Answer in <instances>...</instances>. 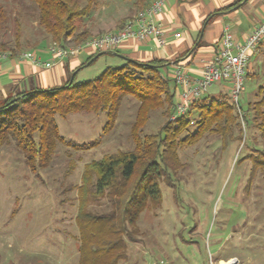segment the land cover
<instances>
[{
  "label": "rangeland",
  "instance_id": "374dc122",
  "mask_svg": "<svg viewBox=\"0 0 264 264\" xmlns=\"http://www.w3.org/2000/svg\"><path fill=\"white\" fill-rule=\"evenodd\" d=\"M0 2L9 14L8 28L0 40L13 41L18 31L23 51L45 37L31 1ZM130 8V0H99L91 19L77 22L78 30L88 28L89 36L111 30L135 15ZM95 27L101 31L90 34ZM68 40L66 45L77 43ZM118 61L105 53L82 68L76 79L93 78ZM249 63L239 96L242 110L256 99L257 87L264 80V43L253 50ZM225 89L224 82L214 83L203 95L217 96ZM138 107L134 97L124 96L111 127H105L103 113L57 117L60 134L79 145L58 144L50 162L39 167L37 174L13 145L0 148V264H77L76 190L63 189L79 184L86 162L133 147L130 129ZM234 114L245 128L247 145L230 140L223 147L218 136L205 134L195 144L180 148L184 166L172 175L174 189L160 180L162 201L139 215L140 241L128 243L127 259L119 264H220L221 260L264 264V172L257 171L245 189L251 163L242 160L251 146L262 148L263 142L257 129L244 127V112L242 117ZM165 120L162 109L151 111L143 132H156ZM70 162L75 167L66 174ZM110 207L106 197L89 205L94 213H105Z\"/></svg>",
  "mask_w": 264,
  "mask_h": 264
},
{
  "label": "trees",
  "instance_id": "16d2710c",
  "mask_svg": "<svg viewBox=\"0 0 264 264\" xmlns=\"http://www.w3.org/2000/svg\"><path fill=\"white\" fill-rule=\"evenodd\" d=\"M29 1L37 9V24L43 28L44 38L58 45H66L68 39L80 42L89 37V29L78 30L77 22L90 20L99 5V0ZM130 1L129 12H138L152 0ZM8 19L9 14L0 2V35L6 32ZM19 38L16 31L13 41L1 39L0 52L11 55L21 52ZM112 52H103L101 56ZM169 64L164 60L144 62L124 58L121 64L106 66L93 78L77 80L76 70L71 83L68 78L61 85L18 92L0 102V148L13 145L34 174L50 162L58 144L79 145L69 143L60 134L57 117L78 112L103 113L105 127H111L124 96H132L139 102L130 129L133 147L86 162L79 184H68L63 189L64 192L76 190L77 264H119L127 259L128 243L140 241L139 215L162 201L160 180L175 187L172 175L184 166L178 153L180 148L195 144L205 134L218 136L223 147L230 140L247 145L245 128L237 120L225 91L221 90L217 96L202 95L192 102L185 115L169 119L175 97L172 79L163 70ZM255 96L242 110L243 122L244 127L258 130L263 147L251 146L242 158L251 163L245 189H249L257 171L264 172V80ZM157 109H162L165 122L156 132L144 133L150 112ZM191 125H195L192 131ZM74 167L70 162L66 174ZM103 197L110 200V209L105 213L91 211L89 205Z\"/></svg>",
  "mask_w": 264,
  "mask_h": 264
},
{
  "label": "crops",
  "instance_id": "0c3cea01",
  "mask_svg": "<svg viewBox=\"0 0 264 264\" xmlns=\"http://www.w3.org/2000/svg\"><path fill=\"white\" fill-rule=\"evenodd\" d=\"M263 18L264 0H166L163 10L154 15V20L161 23L165 32L166 43L163 46H158L152 38L143 41L129 38L116 48L115 52L120 55L107 54L119 60L114 65L122 63V56L144 62L155 59L169 61V66L163 69L167 73L176 61L195 75L203 62L217 50L224 29L241 41ZM116 28L113 26L111 30ZM100 31L99 27H95L90 34ZM177 33L179 36H176ZM50 44L49 38H44L23 51H32L42 60L49 61L53 59L48 52ZM94 53L91 48L84 49L50 68L36 65L18 54L6 52L4 56L0 55V102L18 92L63 84L74 71L78 70V73L100 58L101 55L89 59ZM89 60L91 62L87 64Z\"/></svg>",
  "mask_w": 264,
  "mask_h": 264
},
{
  "label": "built area",
  "instance_id": "2783aa9c",
  "mask_svg": "<svg viewBox=\"0 0 264 264\" xmlns=\"http://www.w3.org/2000/svg\"><path fill=\"white\" fill-rule=\"evenodd\" d=\"M166 0H152L150 4L128 18L115 30L91 35L86 39L68 45L51 44L48 52L53 59L42 60L32 51H21L20 58H27L41 67L50 68L64 58L75 56L84 49L91 48L95 52L115 51L126 39L136 38L146 40L152 38L158 46L166 43L165 32L161 23L154 20V15L161 12ZM176 36H179L177 33ZM264 41V18L241 41L224 29L217 46V50L205 60L194 75L184 65L173 64L169 75L175 87L174 104L169 116L170 120L185 115L192 102L203 95L209 86L224 82L227 94L234 111L242 117L239 96L244 89L250 55ZM6 52L0 55L4 56Z\"/></svg>",
  "mask_w": 264,
  "mask_h": 264
},
{
  "label": "water",
  "instance_id": "95a60500",
  "mask_svg": "<svg viewBox=\"0 0 264 264\" xmlns=\"http://www.w3.org/2000/svg\"><path fill=\"white\" fill-rule=\"evenodd\" d=\"M103 52H106V51L98 52V54H97L95 57H93L91 60H93L94 58L100 56ZM112 53H113V54H116V55H120V54H118V53L115 52V51H113ZM122 57H123V58H128V57H124V56H122ZM91 60H89V61L87 62V64H89V63L91 62ZM175 62H176V61H174L172 64H174ZM73 77H74V72L71 74V76H70V78H69V83L72 82ZM227 264H230V262L227 263Z\"/></svg>",
  "mask_w": 264,
  "mask_h": 264
},
{
  "label": "bare ground",
  "instance_id": "6f19581e",
  "mask_svg": "<svg viewBox=\"0 0 264 264\" xmlns=\"http://www.w3.org/2000/svg\"><path fill=\"white\" fill-rule=\"evenodd\" d=\"M220 264H226V263H224V262H221Z\"/></svg>",
  "mask_w": 264,
  "mask_h": 264
}]
</instances>
